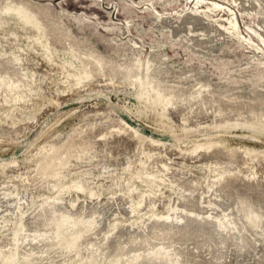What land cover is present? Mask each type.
<instances>
[{"label": "rangeland", "instance_id": "rangeland-1", "mask_svg": "<svg viewBox=\"0 0 264 264\" xmlns=\"http://www.w3.org/2000/svg\"><path fill=\"white\" fill-rule=\"evenodd\" d=\"M237 6L233 0H0V199L21 198L13 210H0V233L22 213L29 217L25 204L37 207L76 180L84 192L69 189L71 208L89 192L106 198L134 189L167 196L170 206L181 198L215 205L218 190L233 179L240 213L225 214L253 227L244 235L255 250L238 251L230 234L223 261L264 260V37L259 15ZM185 15L206 16L223 31L220 48L161 29V18L178 23ZM89 79L101 83L83 86ZM223 83L229 87L222 91ZM185 97L191 101L180 108ZM119 121L135 136L115 129ZM193 177L200 183L193 185ZM141 199L152 210L151 197ZM223 220L217 219L220 227ZM68 222L64 215L57 224L61 263L47 255L37 260L35 252L18 260L7 250L0 264H88L74 251L80 237L67 236ZM144 260L182 264L167 249L115 264Z\"/></svg>", "mask_w": 264, "mask_h": 264}, {"label": "bare ground", "instance_id": "bare-ground-1", "mask_svg": "<svg viewBox=\"0 0 264 264\" xmlns=\"http://www.w3.org/2000/svg\"><path fill=\"white\" fill-rule=\"evenodd\" d=\"M233 1L238 5L240 12L259 15L257 26L261 31L260 34L264 37V0ZM230 21L233 29H235V19ZM159 22L163 27L161 29H165L172 38H178L181 35L182 39L190 42L189 44L197 46L210 44L212 45L211 48L219 49L220 46L216 45V40H220V42L225 40L223 31L215 25L212 27L206 16L185 15L178 23H173L170 19L161 18ZM119 27L125 35L127 28L125 26ZM190 30L195 36H190ZM113 42L115 45H119L120 40L114 38ZM125 49L131 51L130 47ZM170 66L169 64L168 69H170ZM82 83L85 86L101 82H94L89 79ZM220 86L222 91L229 87L226 83ZM247 87L249 88L250 86ZM190 101L189 97L183 98L182 102H180V108L185 107ZM214 121L215 119H211L205 122L212 124ZM183 122L188 124L189 121ZM195 123L197 125L203 124L201 120H196ZM126 127L128 126L123 125L119 121L115 129L124 134L130 131L135 136L134 131ZM109 134V132H106L103 138ZM41 165L40 163L38 170ZM161 166L164 171L168 169L164 164ZM55 167L65 170L69 169V166L63 163H59ZM230 181L235 182L233 179ZM190 182L193 185H197L200 180L193 177L190 178ZM232 182L218 190L220 195L215 202L216 206L212 205L211 201L204 202L207 204L204 205L199 198L177 199L174 206H170L169 204L166 205L169 202L167 196H155L152 191L148 194L139 195V192L134 189L131 191L132 195L129 196H124L119 192L117 195L111 194V196L108 195L106 198H104L105 196H97L89 192L87 200L82 202H80V199L77 202L71 201L73 204L71 208L68 206L70 201L68 200L69 189H73L74 192L75 190L84 192L80 181L76 180L73 184L71 183L72 186L70 188L55 192L52 196H45L42 204L37 207L28 209V204H25V210L28 211L29 217H25L22 213L20 220L18 219L20 216L10 220V226L4 231L5 234L0 233V259L8 257L7 250H10L14 251L13 253L18 260L35 252L36 256L40 255L37 260L47 255L53 262L62 261L66 258V255L61 253L59 249L61 237L58 235L59 227L57 224L65 215L68 216L69 220L64 227L65 232L70 238L74 235L80 237L74 251L79 253V258L81 259L87 256L88 264H100L102 262L115 264L117 261L124 263L133 254H146L147 251L156 249H167L172 254L180 256L182 264H226L223 260L226 256V247L230 234L238 241L236 246L238 251L255 250V247L247 244L244 235L245 233H252L253 227L242 220L238 221L235 218L233 220L234 214L232 217L225 214V212H229L228 209L235 210L236 214L240 213L236 202L239 194L235 192L234 183ZM245 184L246 188L255 189L253 185ZM41 186L44 187L46 185ZM259 186H256V188L258 189ZM145 195L151 197L154 205L152 210H147L150 207L149 204L144 206L141 203V196ZM0 200L1 211L13 210L21 202L19 196L9 198L5 195ZM119 217L122 221H117L111 229L110 222ZM129 218H133V220L131 222L127 221ZM217 219H224V227L219 226ZM16 222H19V230L12 228ZM228 222L231 223V226L228 225ZM13 233L14 235H12ZM26 250L29 251L27 252ZM250 257L249 260L252 259V256ZM263 261L258 259L252 261L251 264H264ZM85 264L87 263L85 262ZM138 264L159 263L144 260Z\"/></svg>", "mask_w": 264, "mask_h": 264}]
</instances>
